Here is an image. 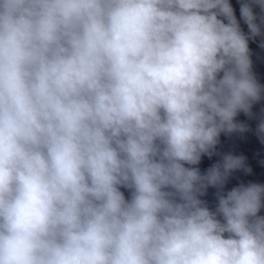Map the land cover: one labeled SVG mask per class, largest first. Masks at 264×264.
I'll return each mask as SVG.
<instances>
[{
  "label": "clouds",
  "instance_id": "1",
  "mask_svg": "<svg viewBox=\"0 0 264 264\" xmlns=\"http://www.w3.org/2000/svg\"><path fill=\"white\" fill-rule=\"evenodd\" d=\"M238 3L0 0V264H264V183L217 150L240 113L264 145Z\"/></svg>",
  "mask_w": 264,
  "mask_h": 264
}]
</instances>
